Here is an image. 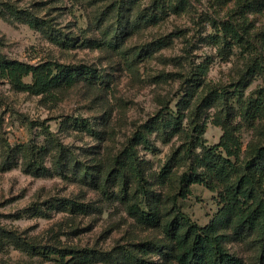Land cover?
<instances>
[{
  "label": "trees",
  "instance_id": "trees-1",
  "mask_svg": "<svg viewBox=\"0 0 264 264\" xmlns=\"http://www.w3.org/2000/svg\"><path fill=\"white\" fill-rule=\"evenodd\" d=\"M101 1V9L96 13L98 25L102 26L99 47L105 52L122 54L125 68L132 75L137 72L139 62L151 58L156 49L168 47L171 42L157 39L125 49V38L157 25L170 13L185 12L190 6L186 0H148L142 8L140 0ZM4 7L10 19L43 33L57 46L64 47L67 39H74L63 37L53 28L50 19L42 21L31 11L17 10L10 5ZM242 7L260 11L264 8V0H241L235 8ZM228 16L221 21L207 17L211 27L219 33L209 38L223 59L229 56L233 46L246 54L247 62L237 81L229 86L205 84L202 77L207 67L188 59L191 46L186 42V56L176 59L179 70L162 71L152 79L157 83L161 77H164L163 82L177 80L183 97L177 99L174 110L170 102L159 101L156 114L136 128L115 155L109 154L104 160L93 157L79 161L56 138L48 139L44 147L31 143L12 147L6 140H1L0 172L13 168L20 158L23 173L34 177L49 175L51 171L45 167L44 160L53 151L54 174L64 176L69 173L75 182L96 190L98 187L105 191L114 184L119 188L117 198L126 214L137 225L153 232L152 236L127 247L117 245L105 253L63 246L58 240L52 241L51 245L25 242L3 228H0V240L6 239L28 253L47 258L55 256L62 264H156L149 260L151 254L158 255L163 264H264V89L244 94L252 75L264 67L261 59L264 27L255 35L260 38L256 43L250 32L252 25L239 21L232 13ZM88 42L89 45L96 44L93 40ZM181 61L185 64H180ZM96 79V71L90 66H66L52 60L31 65L0 55V80H5L18 92L34 96L57 100L63 89L80 81L87 88H93ZM230 86L232 89L226 88ZM232 98L237 116L252 132V138L244 148L239 127L233 125L236 114ZM210 109L215 110L211 123L222 131L218 143L213 146H208L203 137L206 121L200 122L202 115ZM67 123L64 121L63 124ZM43 129L51 136L48 127ZM91 133L97 137V131ZM151 137L162 144L173 138L181 141L161 163L154 177L147 173L149 163L140 159L137 152L138 146L153 147ZM153 178L167 189L164 196L153 191L149 182ZM194 185L217 195L218 209L204 226L194 223L177 205L179 199L190 195ZM62 207L73 214H87L93 210L88 204L70 200H64ZM231 243L241 244L250 253L247 261L229 250Z\"/></svg>",
  "mask_w": 264,
  "mask_h": 264
},
{
  "label": "rangeland",
  "instance_id": "rangeland-1",
  "mask_svg": "<svg viewBox=\"0 0 264 264\" xmlns=\"http://www.w3.org/2000/svg\"><path fill=\"white\" fill-rule=\"evenodd\" d=\"M187 10L180 14L170 13L157 25L149 26L125 38V49H132L157 39L170 40L168 47L156 49L151 58L139 62L136 73L127 72L123 55L100 49L101 27L96 13L101 0H0V55L9 60L35 65L52 60L66 66L86 65L95 69L97 79L93 88L80 81L63 89L57 100L43 95L34 96L18 92L5 80H0V144L6 140L12 147L31 143L44 147L48 139L70 149L79 161L93 157L105 159L122 149L136 128L148 121L160 108L159 101L170 102L174 110L177 99L183 97L179 82L158 78L160 72H176L178 61L185 57V44L189 42V60L196 65L204 64L205 84L229 86L237 81L247 62L246 54L232 47L227 58H221L218 47L210 42V36L219 34L211 27L207 17L221 21L231 13L246 25H252L254 42L259 28L264 27V8L260 11L236 10L241 0H186ZM148 0H140V7ZM5 5L17 10L33 12L40 20H51L53 28L65 38L74 37L64 47L54 44L43 33L16 22L5 14ZM5 14V15H4ZM171 35V37H169ZM178 35V36H175ZM169 37V38H168ZM96 41L89 45L88 41ZM175 59V61L173 60ZM264 62V51L261 53ZM185 64L181 61L180 64ZM264 65V64H263ZM26 82L29 79L25 80ZM232 89V86L226 87ZM264 89V67L258 68L248 81L244 94ZM235 108L233 125L239 127L242 147L252 138L251 130L237 116ZM187 113V112H185ZM215 110H207L200 122L206 121L204 139L208 146L218 143L222 131L211 120ZM64 121H68L64 125ZM32 123L33 126L30 124ZM48 127L47 135L43 127ZM91 131H97V137ZM153 147H137L140 159L148 164L147 173L158 174L161 163L181 141L173 138L162 144L151 137ZM97 154H90V153ZM0 145V161H1ZM53 151L45 158L49 175L34 177L23 173L22 161L8 171L0 172V228L14 233L25 242L51 245L58 240L63 246H77L109 252L115 246L127 247L133 242H143L152 236L130 218L118 200L119 188L111 185L108 190L83 186L71 174L58 176L52 172ZM182 169L180 170V172ZM151 178V177H150ZM156 194L164 196L167 189L149 179ZM64 200L88 204L93 210L87 214H73L62 207ZM179 209L199 226L206 225L218 209L216 193L194 185L185 199L177 201ZM160 237V236H158ZM229 250L247 259L250 253L241 244L231 243ZM150 261L163 264L156 254ZM0 264H62L55 256L44 257L22 251L6 239L0 240ZM99 264V263H97Z\"/></svg>",
  "mask_w": 264,
  "mask_h": 264
}]
</instances>
